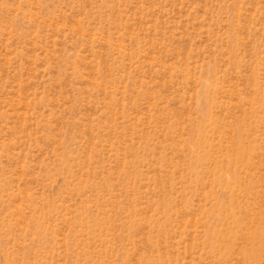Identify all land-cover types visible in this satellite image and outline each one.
<instances>
[{
    "label": "rangeland",
    "instance_id": "rangeland-1",
    "mask_svg": "<svg viewBox=\"0 0 264 264\" xmlns=\"http://www.w3.org/2000/svg\"><path fill=\"white\" fill-rule=\"evenodd\" d=\"M0 264H264V0H0Z\"/></svg>",
    "mask_w": 264,
    "mask_h": 264
}]
</instances>
